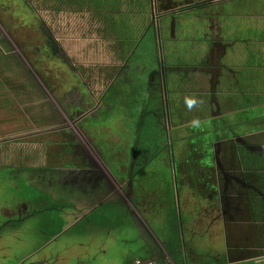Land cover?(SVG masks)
Segmentation results:
<instances>
[{
	"label": "flooded vegetation",
	"instance_id": "obj_1",
	"mask_svg": "<svg viewBox=\"0 0 264 264\" xmlns=\"http://www.w3.org/2000/svg\"><path fill=\"white\" fill-rule=\"evenodd\" d=\"M55 2L75 11L86 9L101 21L103 35L108 32L117 45L120 63L112 66L111 81L96 96L54 34L43 33L45 55L36 56L37 63L48 56L62 62L60 71L68 67L72 76L81 74L78 84L61 74L59 82L65 90L58 99L78 136L68 126L38 132L44 136L34 161L24 151L27 147L5 160L1 153L6 147L0 142V168L10 170L11 188H19L24 178L29 187L42 191L35 200L0 206L4 217L0 241L14 242L23 225L37 215H44L47 226L57 227L52 216L65 218L67 224L50 239L42 237L33 255L14 264H70L74 247L66 242L72 227L86 226L95 210L110 204V198H120L117 188L127 207L118 215V224L132 228L134 219L141 226L136 212L144 208L138 187L148 181L152 158L140 160L137 150L131 160L105 156L91 126H77L96 111L94 103L88 104L87 92L103 98L117 79L126 76L146 37L152 41V52L144 104L146 111L157 115L153 119L161 133L171 138L164 145L171 177L182 193L187 184L190 194L209 195V204L215 202L214 225L220 230L213 246H199L193 237L195 225L193 231L185 226L180 245L199 264L202 259L193 252L198 246L203 254H224L233 264L264 258V0H114L111 6L94 0ZM40 28L44 29L41 24ZM192 98L197 103L189 109L186 100Z\"/></svg>",
	"mask_w": 264,
	"mask_h": 264
},
{
	"label": "rangeland",
	"instance_id": "obj_2",
	"mask_svg": "<svg viewBox=\"0 0 264 264\" xmlns=\"http://www.w3.org/2000/svg\"><path fill=\"white\" fill-rule=\"evenodd\" d=\"M29 3L26 0H0V142L6 147L5 152L1 153L5 160L14 158L18 151H23L20 149L23 147H27L24 151L28 152L29 160H36L38 154L35 151L39 150L44 136L38 135V132L44 130L68 126L78 136L74 132L77 131L76 126L64 118L59 107L58 99L65 90L59 82L61 74L63 79L72 77L78 84L77 77L83 73L87 89L100 96L111 81L114 73L112 66L120 63L115 52L117 45L111 35L108 32L103 35L102 22L86 9L75 11L66 6L61 7L55 0H30ZM59 6L60 10L57 9ZM40 24L44 29L40 28ZM46 32L54 34L71 61L79 66L81 74L72 76L74 72L68 67L60 71L58 66L62 62L52 58L49 60L48 56H45L48 58L45 62L44 59L37 63L35 57L40 59L45 55L43 33ZM151 43L148 37L144 39L130 60L131 68L126 76L117 79L103 98H95L90 94L91 91L87 92L88 104L94 103L96 111L95 114L85 115L77 127L91 126L93 133L98 135L105 156L114 154L117 159L131 160L137 150L140 160L152 158L153 165H150L145 178L148 181L169 182L172 171L164 166L169 165L164 145L171 138L161 133L153 119L156 114L146 111L144 104L148 94L144 87L150 76L148 63L152 52ZM8 172L9 169L0 168V206L10 207L19 199L35 200L41 196L42 191L29 187L24 178L19 181V188L12 189ZM165 188L161 195L167 193ZM51 203L56 204L55 201ZM41 215L23 225L22 230L15 235L14 242L0 241V264H14L24 256L33 255L42 244V237L43 240L50 239L53 233L67 224L65 218L52 216L57 227L47 226L44 215ZM3 218L0 214V224ZM203 253L200 252V255L205 256L200 264L227 262L224 254L218 256L219 260L218 257ZM172 260L177 262L174 253ZM85 261L88 262V259L85 258ZM160 264L167 263L160 260ZM243 264H264V258Z\"/></svg>",
	"mask_w": 264,
	"mask_h": 264
},
{
	"label": "crops",
	"instance_id": "obj_3",
	"mask_svg": "<svg viewBox=\"0 0 264 264\" xmlns=\"http://www.w3.org/2000/svg\"><path fill=\"white\" fill-rule=\"evenodd\" d=\"M166 168L170 169L168 166ZM171 178L169 182L146 180L147 182L141 183L138 192L144 210L136 212L141 226L131 219L132 228L118 224V215L125 213L127 207L121 203L123 194L117 188L116 193L120 198H110V204L95 210L89 216L86 226L80 224L72 227V237L66 242L74 247L70 264H130L138 258L154 259L157 264H160V260L167 264H199L197 259L189 260L187 252L181 251L184 247L180 245V215L183 227H189L191 219L195 222L193 237L199 246H213V242L219 240L216 235L220 231L214 225L215 213L212 206L215 202L209 204V195L206 193L190 194L187 184L183 187L186 192L182 193L181 185H178L174 177ZM176 183L179 188L180 209L177 204ZM163 187H166L167 193L161 195ZM99 235H103V238ZM199 246L193 249L197 256L201 252ZM173 253L176 254L177 262L172 260ZM226 263L232 264L229 261Z\"/></svg>",
	"mask_w": 264,
	"mask_h": 264
},
{
	"label": "water",
	"instance_id": "obj_4",
	"mask_svg": "<svg viewBox=\"0 0 264 264\" xmlns=\"http://www.w3.org/2000/svg\"><path fill=\"white\" fill-rule=\"evenodd\" d=\"M175 185H176V187H175V188H176L175 191H176V195H177V204H178L179 209H180V203H181V202H180L179 197H178V190H179V188H178L177 183H176ZM181 217H182V216L180 215V220H179V221H180L181 237H182V240H184V238H183V237H184V236H183V231H184L183 228H184V227H183V222H182V218H181ZM194 225H195V222L191 219L190 222H189V227H191L192 231H193V227H194ZM193 236H195V235H193ZM182 240H181V241H182ZM182 247H185V246L182 245ZM181 251L186 252L184 248H183ZM187 255H188V257L190 256V260H192V259H191V258H192V257H191L192 255H190V254H187ZM204 255H205V254H204ZM193 257H194V256H193ZM196 257H200V258L202 259V261H203V259H204V256H202V255H201V256L198 255V256H196ZM229 262L232 263V264L234 263V262L231 261V260H229ZM220 264H222V263H220ZM225 264H227V263H225Z\"/></svg>",
	"mask_w": 264,
	"mask_h": 264
},
{
	"label": "trees",
	"instance_id": "obj_5",
	"mask_svg": "<svg viewBox=\"0 0 264 264\" xmlns=\"http://www.w3.org/2000/svg\"><path fill=\"white\" fill-rule=\"evenodd\" d=\"M62 1V4H68V2L70 1V0H61ZM113 1L114 0H94V2H97V3H106L105 5H107V6H111L112 4H113ZM63 5H61V7H62ZM60 7V6H59ZM59 9V8H58ZM46 33H48V32H46ZM52 36V35H51ZM48 37V36H47ZM48 40H50V38H48ZM48 40H47V42H48ZM52 40V39H51ZM49 41V42H51L52 43V41ZM35 65H36V63H34Z\"/></svg>",
	"mask_w": 264,
	"mask_h": 264
},
{
	"label": "built area",
	"instance_id": "obj_6",
	"mask_svg": "<svg viewBox=\"0 0 264 264\" xmlns=\"http://www.w3.org/2000/svg\"><path fill=\"white\" fill-rule=\"evenodd\" d=\"M130 264H157V261L154 259H134Z\"/></svg>",
	"mask_w": 264,
	"mask_h": 264
},
{
	"label": "clouds",
	"instance_id": "obj_7",
	"mask_svg": "<svg viewBox=\"0 0 264 264\" xmlns=\"http://www.w3.org/2000/svg\"><path fill=\"white\" fill-rule=\"evenodd\" d=\"M196 103H197V100L194 98L186 100V104L189 109H191ZM198 124H199L198 121H193V126H198Z\"/></svg>",
	"mask_w": 264,
	"mask_h": 264
}]
</instances>
